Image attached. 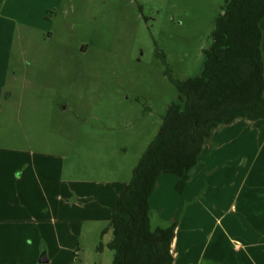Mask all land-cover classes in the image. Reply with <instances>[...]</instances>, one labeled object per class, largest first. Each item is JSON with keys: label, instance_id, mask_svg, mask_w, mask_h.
Here are the masks:
<instances>
[{"label": "rangeland", "instance_id": "1", "mask_svg": "<svg viewBox=\"0 0 264 264\" xmlns=\"http://www.w3.org/2000/svg\"><path fill=\"white\" fill-rule=\"evenodd\" d=\"M223 5L7 0L0 6L1 16L13 18L11 39L0 36V47L13 55L0 101V264H40L44 250V264L111 263L105 247L111 232H102L176 99L166 71L176 80L201 71ZM260 28L264 63V18Z\"/></svg>", "mask_w": 264, "mask_h": 264}, {"label": "trees", "instance_id": "2", "mask_svg": "<svg viewBox=\"0 0 264 264\" xmlns=\"http://www.w3.org/2000/svg\"><path fill=\"white\" fill-rule=\"evenodd\" d=\"M264 0H224L201 71L185 80L167 76L176 88L155 137L119 192L107 228L110 264H173L176 222L152 228L149 198L162 174L177 178L182 190L191 178L214 129L237 119L264 126V63L260 22ZM99 245L98 250H102Z\"/></svg>", "mask_w": 264, "mask_h": 264}, {"label": "crops", "instance_id": "3", "mask_svg": "<svg viewBox=\"0 0 264 264\" xmlns=\"http://www.w3.org/2000/svg\"><path fill=\"white\" fill-rule=\"evenodd\" d=\"M6 2L0 0L1 11ZM9 19L0 15L5 40L13 31ZM12 61L10 48L0 47L1 90ZM6 90L11 98L12 91ZM247 123L253 124L237 119L213 130L182 190L174 175L158 178L149 198L150 225L176 222L173 264H264V126ZM43 252L49 261L44 250L38 263Z\"/></svg>", "mask_w": 264, "mask_h": 264}, {"label": "water", "instance_id": "4", "mask_svg": "<svg viewBox=\"0 0 264 264\" xmlns=\"http://www.w3.org/2000/svg\"><path fill=\"white\" fill-rule=\"evenodd\" d=\"M2 90L0 89V98H1ZM39 262L40 263H46L47 262V257L45 252H43L40 257H39Z\"/></svg>", "mask_w": 264, "mask_h": 264}]
</instances>
